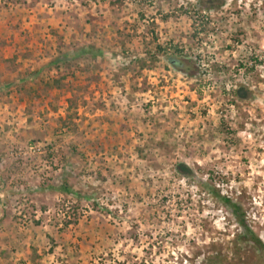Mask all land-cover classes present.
Returning a JSON list of instances; mask_svg holds the SVG:
<instances>
[{"label": "rangeland", "instance_id": "374dc122", "mask_svg": "<svg viewBox=\"0 0 264 264\" xmlns=\"http://www.w3.org/2000/svg\"><path fill=\"white\" fill-rule=\"evenodd\" d=\"M199 3L0 0V264H264V0Z\"/></svg>", "mask_w": 264, "mask_h": 264}, {"label": "trees", "instance_id": "16d2710c", "mask_svg": "<svg viewBox=\"0 0 264 264\" xmlns=\"http://www.w3.org/2000/svg\"><path fill=\"white\" fill-rule=\"evenodd\" d=\"M223 4H224V0H201V4L199 5V7L201 11H209L218 6H222ZM156 50H157L156 51L157 55H163L165 60H167L169 64H171L174 68L178 69L179 71L185 70L188 72V70H191V68L193 67L191 65L192 63L191 59H189L187 55H184V46L181 45L180 43L177 44L170 43L169 46L157 44ZM76 66L78 67L79 65ZM69 72L70 69L68 68L65 69L64 72L58 78L53 79L54 84L58 86L62 82L63 78L66 77L67 74L73 73V70H71L70 73ZM236 93L241 98L248 96V91L245 89V87L238 88ZM176 172L179 175L180 174L185 176L193 175V170L185 163H179L176 167ZM56 189L65 193H73V189L70 187L67 181H63L60 186L56 187ZM212 193L220 198L222 203L225 204V206L236 217L238 223L242 226L244 233L241 236V238L249 242L254 247V249H256L259 252V258H262L264 254V243L250 229L240 203L234 201L232 198L228 196H221L220 193L215 190H213Z\"/></svg>", "mask_w": 264, "mask_h": 264}]
</instances>
